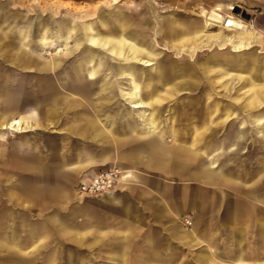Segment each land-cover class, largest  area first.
I'll return each instance as SVG.
<instances>
[{
  "label": "rangeland",
  "instance_id": "374dc122",
  "mask_svg": "<svg viewBox=\"0 0 264 264\" xmlns=\"http://www.w3.org/2000/svg\"><path fill=\"white\" fill-rule=\"evenodd\" d=\"M219 1L227 6L221 9L218 17L213 16V18L226 23L228 26L220 28L215 34H202L193 40H186L185 38L184 40L182 38L173 40L169 39L166 35V37L163 36L161 39V35L163 33L166 34L164 32L166 31V27L162 28L166 19H177L178 23H180L179 26L177 22L170 20L167 24V30L172 28L171 24L173 23L178 26V37L187 31H191L193 35L198 32H204L208 28L209 20L212 18H210L208 10L213 4L211 6L198 4L195 7L183 9L173 0H162L158 2L161 13L155 18L153 13L152 15L150 14L148 7L149 0H145L146 4L143 0H0V34L2 35L0 37V46L7 47L8 52H10L11 49L17 47V42L23 41L27 45L25 47L28 56L33 57L39 64L49 62L61 64L54 71H27L17 69L11 65L9 59L6 61L0 57V91L2 94L0 98V117L5 114L15 119L24 118L23 121H28L30 125L38 127L37 130L31 132L18 133L19 129L22 130L21 125L17 124L19 126L17 127L11 123L6 130L0 131V135L3 134L0 137V226L3 224H8L9 226L14 222H18L19 224L17 229L14 226H9V230L6 233L4 231L0 233V237L8 241L6 244H3V246L5 245V249L0 251V260L2 262L21 261L28 258L31 259L33 264H48L49 259H52L51 264H65L68 256H71L72 264H86L87 261H90L91 264H107V258L110 255L109 248L90 250L86 249L85 246L77 247V245L67 239L68 237L63 238L60 234L53 231L55 229L52 226L50 228L49 239L37 245V243L32 242L31 236L32 234L36 235L42 232L44 221L41 224H35L31 223L26 216L19 215L22 211L26 212L29 218L39 222L44 218L46 220L48 216L58 212L65 215H75L74 220L79 223L83 218L79 217V214L76 212L82 210L83 215V203L96 199L78 198L76 195L78 180L84 173L72 178L64 176L59 182L65 186L67 199L63 200L58 206H53L49 198L52 196L46 192V184L43 182L45 180L37 176L33 177L30 173L25 175V172H34L29 166L32 160H48L46 146L51 145V148L58 149L57 145L54 146L53 140L58 138L65 139L62 140L64 142H61V144H67L68 149L71 146L73 148V136L70 132H66L65 128L73 125L75 123L74 120H83V98L71 92L72 88H78L83 91V78H77L72 68L85 64L91 66L89 64L90 48L93 49V52L100 54V56L94 57V60L96 59L95 62L104 66H125L127 63L126 59L133 58L126 49L124 52L125 56L116 58L108 52L107 47H96L87 39V35L94 36L95 34L103 39H108L112 36L116 38L123 37L124 35H118L121 31L114 24H116L118 19L125 16H130V21H132V26L129 29V33L132 35L126 34L129 40L133 42V37H137L140 39L141 45L149 47L156 57L141 55L138 61L132 59L131 63L129 62L142 72L135 77L139 95L136 94L137 90L132 85L133 80L127 73H119L121 79L113 77V79H116L115 83L122 92L131 93L134 101H138L140 96V99L149 105L146 112H141L142 109H131L130 104L127 100H124V97H116L117 100H115L117 102L114 100L110 104V108L111 112L121 114V116L115 117L116 125L119 129L117 132L122 133V127L126 123L124 121L131 122L130 119L126 120V116L124 115L128 110H132L135 113L132 119L136 121L139 120L136 116L138 113H141L144 118L149 119L153 117V113L157 117L162 116L164 123L161 126L163 129L177 126V129L180 130L179 134L182 131L187 134V130L193 124V121L190 120L192 114L194 116L198 114V120L194 124L199 126V145L201 155L204 158H209L217 166L228 165L234 160L227 168L230 169L232 174L239 176L240 179L242 177L245 178L243 181L252 180L253 177L251 176L260 168L262 169L264 152H262V149L258 145L252 144L248 137L241 141V150L232 152L231 154L219 153L217 151L208 152L207 150L209 144L216 145L224 139L226 131L231 124H243L245 123L244 118L248 119L262 113L264 115V38L261 37L259 41H252L251 46H248L247 42L238 45V40L232 39L233 44H228L224 47L215 45L211 38L212 36L226 37L225 35L230 31L240 32L245 30L244 32L264 33V0L260 2L230 0L227 3L217 0L216 2ZM189 4L191 5V3ZM222 4H215L212 9ZM135 5L136 7L132 9ZM188 11L192 15H185ZM129 26L130 23H128ZM183 26L184 29L180 30L179 28ZM118 27H120L119 24ZM66 29L71 30L69 38L65 34ZM207 43H210L208 47L205 46ZM244 49L249 50L242 51ZM237 51L240 52L235 53ZM66 53L69 54L66 55ZM213 54H216V58L220 56L219 54L224 55L231 61L237 60V56L244 55L249 59L247 62L248 66H250L249 62L252 58L255 57L258 60V64H256L252 73L248 69L237 70V68H229L228 76L225 78L226 82L224 84H215L213 88H207L206 82L207 80H216L218 76L208 77L205 71H197V75L201 79L199 88L194 91L185 89L184 83L180 81L185 78V76L181 77V75L187 70L186 68H189L188 64H193L201 68L200 70H205L206 67L210 66ZM144 61L162 65V74L157 76L156 71L152 72L154 67L144 66ZM171 64H181V67L174 68L170 66ZM97 76L101 77L100 79H106L105 81H111L107 79H111L112 74L99 73ZM98 77L96 81L99 82ZM96 88H98L97 85L94 89ZM48 93H51L52 101L55 96L64 98L65 100L58 107H53L52 103L47 104V99L42 100ZM233 112L235 114H244V117L234 114L233 118H239L238 120L231 118L225 120L223 114L227 113L225 117H228ZM144 113L150 115L147 116ZM245 114H247V117ZM251 123H255V121H247L248 125L242 127L245 129L250 128ZM258 127H262L264 135V116L262 124ZM171 140L172 138L168 135L164 137L166 144H170ZM180 140H183L182 137H180ZM32 146H34L35 153L30 151ZM77 146L80 147V145ZM60 147L61 152L56 155V159L69 158L70 154L65 153L68 151H63V147L61 145ZM217 147L215 148L217 149ZM229 155L235 156V159ZM108 164L120 169V165L116 164L115 161ZM132 167L135 171L133 177L135 180L134 184L142 185L140 182L142 181L140 170L144 167ZM35 171L37 172V170ZM164 173L174 176L169 171H165ZM176 177L183 179L179 176ZM173 181H175V185L171 186L176 194H180L185 187H188L184 186V182L182 181ZM41 182L43 183L41 184ZM213 185L228 187L233 191L237 190L239 186V184L223 185L218 183ZM21 186L24 188L25 194L27 192L30 193V196L35 197V200L22 202L20 199V201L16 202L17 192L20 191ZM17 187H20L19 190ZM189 187L193 189L198 187L202 198L206 201L208 198H214L215 192L219 194L217 188L209 187L202 183L193 184ZM191 188L190 192H195ZM225 192L227 193L228 191ZM146 193L149 194L148 192ZM246 194L249 197V193ZM236 197L238 196L228 192L226 202L234 204L237 202L235 200ZM253 201L256 202L255 200ZM240 206L241 210L237 214V220L235 219V222L231 223L234 226L228 235L227 241H225L224 249L216 251L218 255L228 252L229 250L225 249L230 243L236 244L234 239L236 234L235 228H241L243 224L247 223V218L243 216L249 210L243 208L242 203ZM249 212L251 215L257 216V218L249 217V219L250 223L255 224L257 247L262 248L264 253V212L261 210L254 213ZM227 214L228 211L222 217L226 223H228ZM186 215L180 221L181 226L179 223L178 225L183 230L190 231L192 228V213ZM220 219L219 221H221ZM256 219L258 220V224L256 223ZM186 220L190 221V226L185 224ZM262 222L263 225H261ZM256 226L258 227L256 228ZM66 227L69 228L68 225ZM70 227L78 229L80 227L83 228V225ZM32 230L34 232L30 233ZM141 237L144 238V235H141ZM246 239L245 237L244 242ZM140 241L137 242V248L129 251L128 257L131 260L164 261L170 259L157 256L156 246L149 249L139 248L138 246H142L143 244ZM149 241L162 245L160 250L163 251L162 253H165L164 256L175 255L173 256V260H171L176 264L181 262L195 264L199 257V255L195 257L194 263L193 257L195 254H191L192 252L186 248L170 246L172 248L167 250L166 247L168 245L164 238L158 239L156 234ZM15 245H20L21 248H16ZM211 245L216 246L214 242H211ZM30 247H33L31 251L29 250ZM230 251H232V248ZM31 252H33L32 256H30ZM145 253H151L153 256L147 257L145 255V257L143 256ZM81 256L85 257V263L78 261V258ZM137 256L142 257L133 258ZM226 256L229 255L226 253Z\"/></svg>",
  "mask_w": 264,
  "mask_h": 264
},
{
  "label": "crops",
  "instance_id": "0c3cea01",
  "mask_svg": "<svg viewBox=\"0 0 264 264\" xmlns=\"http://www.w3.org/2000/svg\"><path fill=\"white\" fill-rule=\"evenodd\" d=\"M143 1L145 2V0ZM161 1L162 0L159 2ZM173 1L183 9L192 6L195 7V5L198 4L204 6H211V4H213L208 10V14L210 18H212L209 20L208 28L204 32H198L193 35L191 31H187L180 37H178L179 33L177 26H180V23H178L177 19H166V24L163 23V28L166 27V31L164 32L167 35L169 33V39L178 40L182 38V40H184L185 38L186 40H193L202 34H215L220 28L228 26L226 23L213 18V16L218 17L221 12L214 11L216 8L221 10L227 6L223 5L220 1ZM222 1L227 3L230 0ZM250 1L260 2L263 0ZM189 3H191V5ZM217 3H220L223 6L218 5L212 9ZM161 6L163 7V5ZM164 6L166 7V5ZM134 7H136V5L133 6L132 9H134ZM148 7L150 14L152 15L150 3ZM185 15L192 14L188 11ZM170 20L177 22L178 24L176 25L173 23L172 28H170L169 31L167 30V24ZM128 23H130L129 27ZM116 24L114 25L121 31V33L118 34L114 31L113 32L118 35H124L123 37L116 38L112 36L111 38L103 39L95 34L94 36L87 35V39L96 47H107L108 52L116 58L125 56V49L128 50L130 55H132V59H136L137 61L141 55H151L156 57L149 47L147 48V46L141 45L142 43L140 39L133 37V42H131L129 37H127V33L130 36L132 35L129 33V29L132 26L130 16L118 19ZM118 24L125 30L118 27ZM182 28L184 29V26L179 29L181 30ZM68 31L71 33V30L66 29L65 34L67 36L69 33ZM166 34L163 33L161 37ZM1 36L2 35L0 34V37ZM16 46L17 47L11 49L10 52H8L7 47L0 46V57L6 61L9 59L11 65L15 66L17 69L45 72L54 71L61 65L55 62L39 64L33 59V57L28 56L25 47L27 45H25L23 41L17 42ZM67 54L69 53H66V55ZM215 55L216 54L212 55L211 61H214V58H216ZM97 56H100V54L93 52V49L90 48L89 64H91V66L85 64L83 66L78 65L72 68L73 73L77 78H83V91L81 92L83 94V120H74L75 123L73 125L65 128L66 132H70L73 136L72 140L75 142L72 143L73 148L71 146V148L68 149L67 144H61V142H64L62 140L65 139L58 138L53 140L54 146L57 145L58 149L51 148V145L46 146L48 152L47 156L49 157L48 160H32L29 166L34 172L28 171L25 172V175L30 173L33 177L37 176L42 178V180H45L43 182L46 184V192L48 195L52 196L49 198L53 206H58L63 200L67 199L65 186L59 182L62 177L67 176L72 178L83 173L93 172L100 167L109 166L110 164L108 163L114 161L116 164L120 165V186L110 194L85 201L83 203V215L82 210L76 212L79 214V217L81 216V218H83L79 223L74 220L75 215H65L58 212L48 216L46 220L44 218L37 222V220L29 218V215L22 211L19 216H26L31 223L41 224V222L44 221L41 230L42 232L37 233L36 235L32 234V242H35L38 245V243L47 241L52 226L55 229L53 231L60 234L63 238L68 237L67 239L77 245V247L85 246L86 249L90 250L95 248H109L110 255L107 258V264H176L172 261L173 256L175 255L164 256L165 253H162L163 251L160 250L162 245L149 241L156 234L158 239L164 238L168 245L166 247L167 250L172 248L170 246L186 248L192 252L191 254H195L193 257L194 263L195 257L199 255L196 260L197 264H264L263 249L258 248L256 244L255 224L250 223L249 219V217L257 218V216L251 215L249 211L254 213L261 210L264 212V163H262V169L260 168L255 174H253V176H251L253 177L252 180L243 181L245 178L241 176L242 178L240 179L239 176L232 174L230 169L227 168L234 160L228 165L217 166L215 163H212L209 158H204L201 155L199 145V126L194 124V122L198 120V114H195V116L192 114L190 120L193 121V124L187 130V134H185L184 131L179 134L180 130L177 129V126L163 129L161 125L164 123V120L160 115V117H157V115L153 113L154 118L151 117V119H149L144 118L141 113H138L136 116L139 120L136 121L132 119V116L135 113L132 110H128L124 115L126 116V120L130 119L131 122L124 121L126 123H124L122 127V133L117 132L119 129L116 125L115 117L121 116V114L118 112H111L110 104L118 96L124 97V100H127L130 106L137 101H134L131 93L122 92L119 86L115 83L116 79H113V77H119L121 79L119 73H127L133 80L132 85L137 90L136 94L139 95L135 77L136 74L142 72H140L137 67L130 64L132 59L127 58L125 66H104L95 62L96 59L94 60V57ZM126 56L128 57V55ZM225 60L228 62H224ZM248 60V57L245 58L244 55L237 56V60L234 59L232 61L225 57L224 59L221 58V62L220 59L215 63L210 62V66L206 67L205 70H200L201 68L198 66L188 64L189 68H186L187 70H185L182 75L180 74L181 77L185 76L180 82L184 83L185 89L190 91L197 90L201 84V79L198 77L197 71H205L208 77L217 75L219 78L218 80H207V88H212L215 84H224V82H226L225 78L228 76L229 68H237V70L248 69L252 73L256 64H258V60L253 57L249 62L251 67L247 65ZM170 66L177 68L181 67V64H171ZM161 67L162 65L159 66L158 70H155L156 68L154 67L152 72L156 71L157 76L161 75L163 72V68ZM99 73L112 74L111 79H107L111 81H105L106 79L103 78L100 79L101 77L97 76ZM97 77L99 82L96 81ZM125 79L129 80L128 78ZM96 85L98 88L94 89ZM1 96L2 94L0 91V98ZM138 99V101L145 103L149 108L148 103L142 101L140 96ZM64 100V98L55 96L52 101V106L58 107ZM116 100L115 102H117ZM148 108L142 109L141 112H146ZM144 114L147 116L150 115L146 113ZM234 114L235 113L233 112L230 113L228 117H225L227 113H224L223 116L225 120L230 118L238 120L239 118H233ZM140 115H142V117H140ZM235 115L244 117V114L242 115L241 113H236ZM245 116L247 117V114H245ZM263 116V113L260 115L257 114L248 119L244 118L245 123L243 124H231L226 131L224 139L216 144L218 147L215 144H209L207 148L208 152L217 151L226 154L237 152L238 150H241V141L246 137L251 140L252 144L258 145L260 149H262V152H264V135L262 127H258L262 124ZM23 119L24 118L15 119L14 117L5 114L1 115L0 131L6 130L9 124L13 122H17L22 127L21 132L18 133H26L38 129V127L32 124L30 125L28 121H23ZM241 120L243 119L241 118ZM247 121H255V123H251L250 128L245 129L242 126L248 125ZM167 135L172 138L170 144L164 142V137ZM2 136L3 134L0 135V137ZM180 137H182V141L180 140ZM76 143L77 145H80V147L75 145ZM60 145L63 147V151H68L65 153L70 154L69 158L64 157L62 159H56V155L61 152V147L59 148ZM215 147H217V149ZM30 151L35 153L34 146L31 147ZM230 157L235 159V156ZM132 166L144 167L140 170V177L142 179L140 182L142 185L134 184L135 180L133 177L135 171L132 169ZM35 170H37V172ZM165 171L172 172L174 176L165 174ZM176 176L185 180L179 179ZM173 180L182 181L184 182L183 185L188 187H185L180 194H176L171 186L175 185V181ZM43 182H41V184ZM198 183L217 188L220 195L215 192V197H211L212 199L208 198L206 201L202 198L198 187L196 189L189 187L190 185ZM215 183L223 185L239 184V186L237 190L233 191L228 187L214 186L213 184ZM22 186L21 188L19 187V192L16 191L18 196L15 201L18 202V200L20 201L21 199L22 202H30L35 200V197L30 196V193L27 192L25 194ZM190 188L195 190V192H190ZM224 191H228L230 194L238 196L235 200L239 203L236 202L232 204L231 202H226L228 199H226L228 192L224 193ZM246 193H249V197L257 203L250 199ZM241 203L243 208L249 210L246 215L243 216L244 218H247V223L243 224V227L241 228H235L236 234L234 233V239L236 244L230 243L225 249L230 251L232 248V251L226 252L229 256H226V253L218 255L216 251L224 249L225 241H227L228 235L231 233L232 227L234 226L231 223L235 222V219L237 220V214L241 210ZM227 211L228 223L223 221L222 218ZM189 213H192V228L190 231H187L183 230L179 225L181 226L180 221ZM219 218H221V221H219ZM197 220L200 223L199 225ZM14 223L9 226H14L16 227L15 229H17L19 224L18 222ZM256 223L258 224L257 219ZM66 225H68L69 228L66 227ZM80 225H83V228L80 227L76 229L70 227ZM261 225H263V222ZM9 226L8 224L1 225L0 233L3 231L6 233L9 230ZM257 227L258 226H256V228ZM32 232H34V230L30 233ZM260 233L262 234V232ZM141 235H144V238L141 237ZM245 237L247 239L244 242ZM138 241L143 242L142 246H138L139 248L149 249L156 246L157 248L155 249L157 256L170 259L164 261L133 259L142 257L137 256L133 258L131 257L133 259L131 260L128 257L129 251L137 248ZM210 241L214 242L217 247L211 245ZM6 242H8L6 239L0 237V251L5 249V245L3 246V244H6ZM15 246L16 248H21L20 245ZM33 247H30L29 250L31 251ZM32 255L33 252L30 253V256ZM145 255H147V257L153 256L151 253H145L143 256ZM78 261L80 263H85V257L81 256L78 258ZM3 262L0 260V264H33L31 259L28 258L21 261ZM51 263L52 259H49L48 264ZM88 263L91 264L90 261L86 262V264ZM65 264H72L71 256H68ZM178 264L188 263L181 262Z\"/></svg>",
  "mask_w": 264,
  "mask_h": 264
},
{
  "label": "built area",
  "instance_id": "2783aa9c",
  "mask_svg": "<svg viewBox=\"0 0 264 264\" xmlns=\"http://www.w3.org/2000/svg\"><path fill=\"white\" fill-rule=\"evenodd\" d=\"M121 173L115 166H104L84 173L77 183L76 195L78 198H98L119 188ZM190 226V221H185Z\"/></svg>",
  "mask_w": 264,
  "mask_h": 264
},
{
  "label": "bare ground",
  "instance_id": "6f19581e",
  "mask_svg": "<svg viewBox=\"0 0 264 264\" xmlns=\"http://www.w3.org/2000/svg\"><path fill=\"white\" fill-rule=\"evenodd\" d=\"M150 1V7H151V11H152V13H153V15H154V17L155 18H157L158 17V14H160L161 13V10L159 9V5H158V2L160 1V0H149ZM221 6V5H220ZM214 11H216V12H219V11H221L219 8H216V10H214ZM217 17V16H216ZM157 22V21H156ZM166 24V23H165ZM172 25V24H171ZM166 26V25H165ZM163 28V27H162ZM70 30V29H69ZM164 30V29H163ZM172 30V29H171ZM169 31H170V29H169ZM245 31V30H244ZM243 30L242 31H240V32H233V31H230V32H228V34L227 35H225L226 37H214V36H212L211 38H212V42H214V44L215 45H219L220 47H224V46H227L228 44L229 45H231V44H233V41H232V39L233 40H235V39H237L238 40V45H242L243 44V42H247L248 43V46H251V44H252V41H259V40H261V37H263L264 38V33H261V32H255V33H250V32H244ZM69 32V31H68ZM171 33V32H170ZM71 33L69 32L68 33V36L70 35ZM167 35V34H166ZM164 36V35H163ZM162 36V37H163ZM169 36V33H168V35H167V37ZM162 37H161V39H162ZM191 37V36H190ZM219 38H221V39H219ZM250 41V42H249ZM210 45V43H207V44H205V46H209ZM239 47V46H238ZM241 47V46H240ZM243 48V47H242ZM252 48V47H251ZM237 49V48H236ZM239 49V48H238ZM246 50H249V49H244V50H242V51H246ZM240 51H237V52H235V53H239ZM198 56V55H197ZM203 56H204V54H203ZM221 58L222 59H224L225 57H224V55L223 56H219V57H217V58H214V61H211V63L213 62V63H215V62H217V61H219V59H220V62H221ZM246 58V57H245ZM224 62H228L227 60H225ZM240 62V61H239ZM143 65L144 66H146V67H155L156 69L155 70H158L159 69V66H160V64H152L150 61H144L143 62ZM203 70V69H202ZM241 70V69H240ZM127 72V71H126ZM132 72V71H131ZM137 75V74H136ZM219 79V78H218ZM217 79V80H218ZM225 83V82H224ZM213 88V87H212ZM131 108H133V109H147L148 108V106L145 104V103H143V102H140V101H137V102H134V104H132L131 106H130ZM14 126H17V127H19L17 124V122H13L12 123ZM19 129V128H18ZM18 132H21V129H19V131ZM17 133V132H16ZM119 170V169H118ZM120 171V170H119ZM121 173V172H120ZM120 181H121V179H120ZM113 192V191H112ZM112 192H109V193H107V194H110V193H112Z\"/></svg>",
  "mask_w": 264,
  "mask_h": 264
},
{
  "label": "water",
  "instance_id": "95a60500",
  "mask_svg": "<svg viewBox=\"0 0 264 264\" xmlns=\"http://www.w3.org/2000/svg\"><path fill=\"white\" fill-rule=\"evenodd\" d=\"M81 91L82 90H80V89H78V88H72L71 89V92L72 93H74V94H78V95H80V96H83V94L81 93ZM52 93V92H51ZM51 93H48L46 96H44L43 98H42V100L43 99H47V104H50V103H52V96H51Z\"/></svg>",
  "mask_w": 264,
  "mask_h": 264
}]
</instances>
